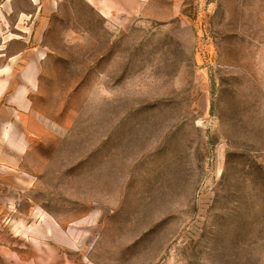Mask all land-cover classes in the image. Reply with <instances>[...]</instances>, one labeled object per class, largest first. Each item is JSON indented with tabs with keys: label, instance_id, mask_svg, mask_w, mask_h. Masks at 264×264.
Instances as JSON below:
<instances>
[{
	"label": "rangeland",
	"instance_id": "obj_1",
	"mask_svg": "<svg viewBox=\"0 0 264 264\" xmlns=\"http://www.w3.org/2000/svg\"><path fill=\"white\" fill-rule=\"evenodd\" d=\"M114 3L34 31L26 196L67 264H264V0Z\"/></svg>",
	"mask_w": 264,
	"mask_h": 264
},
{
	"label": "crops",
	"instance_id": "obj_2",
	"mask_svg": "<svg viewBox=\"0 0 264 264\" xmlns=\"http://www.w3.org/2000/svg\"><path fill=\"white\" fill-rule=\"evenodd\" d=\"M29 1L28 7H12L16 13L12 26L4 23L1 28L0 23V264H67L61 233L46 217L38 216L25 194L26 177L21 169L30 138L29 95L36 78L31 40L41 16L61 0ZM87 1L103 15L114 13V0ZM12 41L22 42L23 47L8 53Z\"/></svg>",
	"mask_w": 264,
	"mask_h": 264
}]
</instances>
